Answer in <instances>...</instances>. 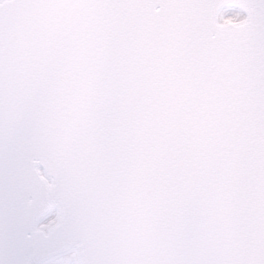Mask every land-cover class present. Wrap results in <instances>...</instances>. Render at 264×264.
Returning <instances> with one entry per match:
<instances>
[{"label":"snow or ice","instance_id":"obj_1","mask_svg":"<svg viewBox=\"0 0 264 264\" xmlns=\"http://www.w3.org/2000/svg\"><path fill=\"white\" fill-rule=\"evenodd\" d=\"M0 264H264V0H0Z\"/></svg>","mask_w":264,"mask_h":264}]
</instances>
